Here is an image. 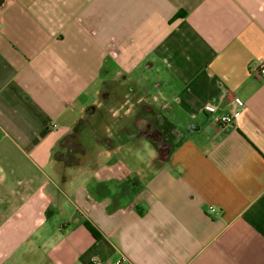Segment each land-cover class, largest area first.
Here are the masks:
<instances>
[{"label": "crops", "instance_id": "crops-1", "mask_svg": "<svg viewBox=\"0 0 264 264\" xmlns=\"http://www.w3.org/2000/svg\"><path fill=\"white\" fill-rule=\"evenodd\" d=\"M257 61L264 0H4L0 264H111L119 254L133 264H264ZM146 68L163 73L183 120L181 130L167 124L165 154L133 137L140 122L163 120L134 75ZM107 93L117 132H92L84 120ZM235 99V126H220ZM72 133L110 145L93 143L62 179L53 153ZM142 140L152 154L125 159Z\"/></svg>", "mask_w": 264, "mask_h": 264}, {"label": "rangeland", "instance_id": "rangeland-1", "mask_svg": "<svg viewBox=\"0 0 264 264\" xmlns=\"http://www.w3.org/2000/svg\"><path fill=\"white\" fill-rule=\"evenodd\" d=\"M139 74V78L141 79V83L143 84V90H144V95L146 98V102L155 107V113H158L159 115H161V117L163 118V120L165 119L167 122L165 123L166 125L170 123H172L174 125V127L178 130L183 129V127H181V123L183 122V120H180L178 118H174L175 113L170 111L169 106H172V103L169 102L170 97H171V93H170V88L168 86H166V84H164L163 81L164 78L161 77V81H162V85L160 84V80H159V76H162L163 73L160 71H155L154 69H145L141 72H136L134 75ZM160 84V85H159ZM159 85V86H158ZM108 94L104 96H102V100L100 99L97 103V108H96V113H94L93 115H90L86 120H84V126L83 127H87L90 128L92 132H97V133H101V134H108L109 131H111V133L117 132V126L116 125L118 122L115 121V119L113 118H109L105 120L106 117V112L108 113L111 110H114L116 107L115 104L114 107L111 105H107L103 99H105V97H108ZM165 105V106H164ZM112 107V108H111ZM144 113L148 112V108L145 107L144 109ZM154 114V113H152ZM152 119V118H151ZM142 122L139 123V125H137V127L142 126ZM168 126V125H167ZM140 131H138V133H136V135H134V138H139ZM141 135V134H140ZM115 136V135H113ZM132 140V138H131ZM130 140V141H131ZM144 147L140 150H138L137 153L133 154H129V155H123V157L125 159L128 160H133V159H137V158H142V159H146L148 158L152 153L150 152L149 146L147 145V143L142 140Z\"/></svg>", "mask_w": 264, "mask_h": 264}, {"label": "trees", "instance_id": "trees-1", "mask_svg": "<svg viewBox=\"0 0 264 264\" xmlns=\"http://www.w3.org/2000/svg\"><path fill=\"white\" fill-rule=\"evenodd\" d=\"M95 142L103 144L104 146L110 145L105 138L98 135H92L86 143H83L79 139L77 133H72L62 140L60 150L53 153L54 168L62 179L67 178L65 174L67 168L77 167L83 162L84 156ZM86 227L92 234H95V231L89 224H86Z\"/></svg>", "mask_w": 264, "mask_h": 264}, {"label": "built area", "instance_id": "built-area-1", "mask_svg": "<svg viewBox=\"0 0 264 264\" xmlns=\"http://www.w3.org/2000/svg\"><path fill=\"white\" fill-rule=\"evenodd\" d=\"M251 70L263 75L264 74V63L257 61L251 66ZM242 107V102L239 99H235L231 106V111L223 114L216 115L217 107L212 104H206L203 106L205 113L209 115H216L215 120L220 126H235L238 117L240 116V108ZM55 125L52 124V128ZM213 211V209H211ZM111 264H133L131 260L124 254H119Z\"/></svg>", "mask_w": 264, "mask_h": 264}, {"label": "flooded vegetation", "instance_id": "flooded-vegetation-1", "mask_svg": "<svg viewBox=\"0 0 264 264\" xmlns=\"http://www.w3.org/2000/svg\"><path fill=\"white\" fill-rule=\"evenodd\" d=\"M139 131L141 135L151 138L158 145L161 154H165L173 142L170 135L174 131L170 130V127L158 116L144 121L139 127Z\"/></svg>", "mask_w": 264, "mask_h": 264}, {"label": "water", "instance_id": "water-1", "mask_svg": "<svg viewBox=\"0 0 264 264\" xmlns=\"http://www.w3.org/2000/svg\"><path fill=\"white\" fill-rule=\"evenodd\" d=\"M4 3V0H0V6H2Z\"/></svg>", "mask_w": 264, "mask_h": 264}]
</instances>
